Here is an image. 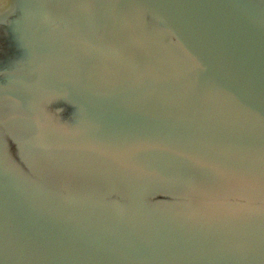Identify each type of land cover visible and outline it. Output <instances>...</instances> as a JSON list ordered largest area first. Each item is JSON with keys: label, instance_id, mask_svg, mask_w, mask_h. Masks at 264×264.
Listing matches in <instances>:
<instances>
[{"label": "water", "instance_id": "water-1", "mask_svg": "<svg viewBox=\"0 0 264 264\" xmlns=\"http://www.w3.org/2000/svg\"><path fill=\"white\" fill-rule=\"evenodd\" d=\"M20 1L0 130L38 184L0 157V264H264V19L234 0ZM203 204L234 209H174Z\"/></svg>", "mask_w": 264, "mask_h": 264}, {"label": "flooded vegetation", "instance_id": "flooded-vegetation-1", "mask_svg": "<svg viewBox=\"0 0 264 264\" xmlns=\"http://www.w3.org/2000/svg\"><path fill=\"white\" fill-rule=\"evenodd\" d=\"M12 6L8 11L1 15L0 19V71L4 69L14 68L17 66L26 65V50H24L20 43L17 40V37L20 34V30H17L15 26H17L18 22H20L19 18L23 15L20 9L21 1L11 0ZM236 3L243 5L249 11H251L256 17L264 19V0H234ZM1 8V7H0ZM42 15H34L32 26L30 24L29 32L36 35L38 32L40 36L43 38L44 43H46L47 36H62L64 33L63 24L61 21V15L59 20L55 23V26H52L54 30H48V22L47 20L41 19ZM3 18V19H2ZM46 19V18H45ZM151 23H154L158 27L167 31L166 28L156 20L154 17L150 18ZM40 29V31L38 30ZM59 49H61V45H59ZM79 112L71 104H64L61 107V111L59 112V122L63 127L67 128H75L78 126V116ZM0 157L5 163L6 168H9L11 174L15 175L23 184L32 190L34 188L35 181L34 177L31 175L30 171L22 164V162L18 159L15 151V144L7 138L2 131L0 130ZM38 184V183H37ZM225 205V204H224ZM229 205V204H227ZM215 206V205H213ZM208 206L207 204L196 205V206H188V207H180L177 206L174 209L178 208L183 211H200L203 213H208L212 209L218 208L222 210H230L234 209L233 206H218L213 207ZM167 209L166 207L160 206L155 209ZM107 210H118L116 207L109 206ZM163 211V210H161Z\"/></svg>", "mask_w": 264, "mask_h": 264}, {"label": "clouds", "instance_id": "clouds-1", "mask_svg": "<svg viewBox=\"0 0 264 264\" xmlns=\"http://www.w3.org/2000/svg\"><path fill=\"white\" fill-rule=\"evenodd\" d=\"M6 6V0H0V7Z\"/></svg>", "mask_w": 264, "mask_h": 264}]
</instances>
